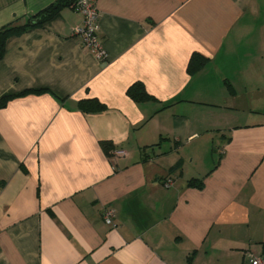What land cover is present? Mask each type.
I'll return each mask as SVG.
<instances>
[{"label": "crops", "instance_id": "1", "mask_svg": "<svg viewBox=\"0 0 264 264\" xmlns=\"http://www.w3.org/2000/svg\"><path fill=\"white\" fill-rule=\"evenodd\" d=\"M56 1L0 0V28ZM97 6L105 61L75 35L73 7L7 40L0 100L16 97L0 108V264L264 256V0ZM195 53L208 63L190 75ZM136 83L154 99L135 102ZM90 99L105 109L82 110Z\"/></svg>", "mask_w": 264, "mask_h": 264}, {"label": "trees", "instance_id": "2", "mask_svg": "<svg viewBox=\"0 0 264 264\" xmlns=\"http://www.w3.org/2000/svg\"><path fill=\"white\" fill-rule=\"evenodd\" d=\"M65 7H73L74 9V0H58L48 7L44 8L43 10L39 11L38 13L34 14L33 16L29 17L25 21L17 20L12 22L2 28H0V61L3 59L5 55V48L7 40L13 36H20L29 29L38 28L46 24L52 18H54L61 9ZM208 63V58L199 54L195 53L192 55L189 66L188 72L190 75H195L199 73ZM43 90H36V91H27L19 94V96L27 95L30 93L40 94L43 93ZM128 95L137 103H141L147 100L154 99L153 96L148 94L143 86L142 83L133 84L128 89ZM16 96H6L0 100V108L6 106V104ZM90 103L92 106L91 109H87L86 104ZM80 107L82 110L88 111H102L105 109V105L99 102L97 99H90V100H82L80 102ZM102 149L105 153L110 156L113 152L114 145L110 140H102L100 142ZM182 160L178 161L172 168V171H177L182 169ZM189 187L201 189L204 186L203 180L199 179H191L188 182ZM53 213L52 210H50Z\"/></svg>", "mask_w": 264, "mask_h": 264}, {"label": "built area", "instance_id": "3", "mask_svg": "<svg viewBox=\"0 0 264 264\" xmlns=\"http://www.w3.org/2000/svg\"><path fill=\"white\" fill-rule=\"evenodd\" d=\"M74 10L83 17V24L75 28V35L81 42V45L94 53L101 61H105L107 56L99 37L100 12L97 6V0H74ZM117 155H123V151H117ZM174 184L172 177L165 181L167 187ZM103 219L105 223L112 228H117L116 212L107 210L104 212ZM246 264H264V256L249 252L245 257Z\"/></svg>", "mask_w": 264, "mask_h": 264}]
</instances>
